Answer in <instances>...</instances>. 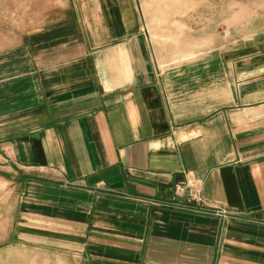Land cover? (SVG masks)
<instances>
[{
  "label": "crops",
  "instance_id": "obj_1",
  "mask_svg": "<svg viewBox=\"0 0 264 264\" xmlns=\"http://www.w3.org/2000/svg\"><path fill=\"white\" fill-rule=\"evenodd\" d=\"M217 5L0 0V250L264 264V31L199 45Z\"/></svg>",
  "mask_w": 264,
  "mask_h": 264
},
{
  "label": "rangeland",
  "instance_id": "obj_2",
  "mask_svg": "<svg viewBox=\"0 0 264 264\" xmlns=\"http://www.w3.org/2000/svg\"><path fill=\"white\" fill-rule=\"evenodd\" d=\"M228 0H213V2L218 6V3ZM231 3L244 1V0H229ZM248 4V9L246 11H227L223 9L207 10L198 12L200 26L199 31V45L206 42L210 34H213L212 41L216 47L221 45L223 40H229L230 34L238 35L241 30L239 26L238 14H245L248 21V25L243 28L248 34H254L259 31H264V0H245ZM201 2V0H199ZM256 3V4H255ZM231 14V16H230ZM229 16L231 17V22H228ZM237 22H236V21ZM231 23L229 27V24ZM194 30V28H193ZM30 258V253L21 250L6 249L0 250V264H22Z\"/></svg>",
  "mask_w": 264,
  "mask_h": 264
}]
</instances>
